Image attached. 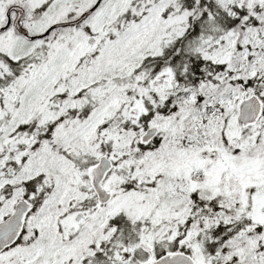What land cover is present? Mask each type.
I'll return each instance as SVG.
<instances>
[{
	"label": "snow or ice",
	"instance_id": "6c2138e0",
	"mask_svg": "<svg viewBox=\"0 0 264 264\" xmlns=\"http://www.w3.org/2000/svg\"><path fill=\"white\" fill-rule=\"evenodd\" d=\"M0 264H264V0H0Z\"/></svg>",
	"mask_w": 264,
	"mask_h": 264
}]
</instances>
